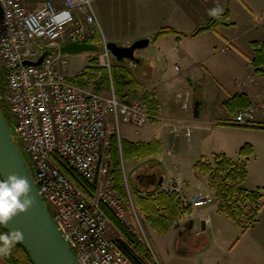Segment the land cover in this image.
Listing matches in <instances>:
<instances>
[{
	"label": "built area",
	"instance_id": "1",
	"mask_svg": "<svg viewBox=\"0 0 264 264\" xmlns=\"http://www.w3.org/2000/svg\"><path fill=\"white\" fill-rule=\"evenodd\" d=\"M91 3L0 0L1 97L38 192L79 263L133 264L117 246V239L107 235L112 226L122 239L104 209L130 232L141 229L126 181L127 199L114 188L109 148L113 137L120 144L122 125L139 128L154 117L138 100L121 101L111 82L106 94L96 93L68 75V55L61 47L93 37L99 24ZM99 51L97 66L110 75L106 41ZM38 61V65L28 64ZM182 106L187 107L186 101ZM258 115L264 117V97L237 110L231 122L254 125ZM170 126L175 138L192 135L181 120L173 119ZM166 151L173 154L171 147ZM165 191L176 194L183 207L200 208L212 201L201 192L186 199L173 180ZM178 226L174 221L172 227Z\"/></svg>",
	"mask_w": 264,
	"mask_h": 264
},
{
	"label": "crops",
	"instance_id": "2",
	"mask_svg": "<svg viewBox=\"0 0 264 264\" xmlns=\"http://www.w3.org/2000/svg\"><path fill=\"white\" fill-rule=\"evenodd\" d=\"M151 1L157 5L159 14L161 10L165 12L159 19L160 21L155 23L150 21L151 25H157L154 28L158 29L164 26L177 27L174 22L176 19L177 21L184 20L187 22L197 19L198 24L196 27H198L215 16L210 14L211 10L221 9L222 11L219 14L227 12L228 19L225 24L194 38H205L207 40L206 45H208V51L212 53L211 56L221 52L228 58L222 63L221 67L216 64L218 62L216 59H214V63L209 64L206 63V60V64L202 62L195 63V66L203 67L204 77L209 78L210 81L201 80L196 81V84H192L193 80L189 79L192 83L187 86L189 90L193 88L194 91L199 89L201 91L204 87L210 85L213 101L211 102L206 96H203L202 100H199V108H201L203 102L205 104L204 108L210 109V105H212L213 109L212 114L209 116L210 121L195 123L196 125H194L190 120L188 107L185 109L180 103L183 98L179 101L176 98L173 99L174 96H171V98L168 96L161 97L160 91L164 81L160 80V75L163 72V63L158 55L154 59L149 57L146 67L151 70H155L157 67V74L154 76L156 83L153 88L156 89L155 92L158 91L157 101L161 104L158 105L161 109L158 112L159 119L148 122L139 128L128 124L122 125L120 140L132 143L158 141L161 144V151L141 158L123 159L121 157V171L124 180L127 179L128 174L138 173L135 175V184L139 190V195L142 196L146 193L145 191L154 190L156 196L158 192L165 190L170 180H173L180 187L181 193L186 199L192 194L200 192L198 191L199 188L205 191L204 195L213 197V192L208 187L207 176L199 174L193 166L200 158L209 160L215 154H224L234 162H245L244 187L249 191L259 189L264 198V128L226 125V121L230 120L232 116L223 106V103L235 94H245L251 104L255 103L260 97H264V74L256 73L251 66H247L249 59L254 54V48L250 43L264 40V0ZM126 2L127 0L116 1L119 4L116 5L117 9L113 12L116 13ZM117 13L119 14V12ZM121 15L128 20L140 21L142 13L135 10L129 12V14L120 12L119 16ZM139 30V35H147L146 32H142L145 31V28ZM120 31H122V28H120ZM98 32L102 37L103 33H100L99 30ZM167 36H173V39H171L172 41L169 39V41L163 42H168L166 47H171L167 48L168 50L164 56L172 58L176 57L181 50L180 48L184 47L183 38H191L169 34L152 41L160 43L159 40ZM224 47H227L228 50L223 51L222 48ZM204 49L206 51V48ZM186 56L182 55L181 58H185L188 64L195 58L192 55H190L192 59ZM179 70L180 68L177 72H180ZM187 72L190 74V66ZM190 94L188 95L189 101H192L193 96L192 93ZM173 119L181 120L189 127H196L197 130H194L193 139L195 138V143L200 141V144L193 153L181 155L180 148L184 143L190 141H185L183 137L175 138L173 136L170 126ZM257 121L264 123V117L258 115ZM207 125L210 126V132H206L205 139L202 140L200 130L206 131ZM214 130L217 131L215 136L217 141L210 144L206 139H209V135ZM179 143L181 146L179 152L177 148L175 154L167 155L166 150L169 145L173 144L174 147L176 145L179 147ZM201 143L204 144L200 149ZM245 143H249L253 149L252 155L247 159L240 157L238 153L240 147ZM215 144L218 146H214ZM204 149L208 153L202 152ZM129 194L133 203L135 193L133 191V197L131 192ZM180 207L183 206L180 205ZM189 208V217L183 214L178 227L174 228L171 225L162 234L154 230L147 223L145 215H143L146 221L147 233L153 244L152 247L148 246V248L153 257L156 255L155 252L157 253L159 258L158 260L155 257L157 264H264V206L257 213L255 222L244 231L240 225L218 211V204L215 201L200 208ZM134 209H136L135 206ZM189 220H193L191 229L187 228Z\"/></svg>",
	"mask_w": 264,
	"mask_h": 264
},
{
	"label": "trees",
	"instance_id": "3",
	"mask_svg": "<svg viewBox=\"0 0 264 264\" xmlns=\"http://www.w3.org/2000/svg\"><path fill=\"white\" fill-rule=\"evenodd\" d=\"M227 19V12L215 15L205 24L199 25L189 33H183L173 27L164 26L153 34L152 39L156 40L169 34H178L180 36L194 38L204 32L214 30L219 25L225 24ZM88 42L100 47L102 40L99 32L96 31ZM250 45L254 48V54L248 63L254 69V72L264 74V40L251 42ZM96 63L97 59L91 58L88 62L86 72L77 75L72 81L82 87L91 86L92 90L96 93H101L103 89L109 88L111 82L116 96L123 102L130 101V96L132 97L134 92L142 90L139 78L131 74L130 68H128L125 61L121 63L113 62L110 77L107 70L97 66ZM2 92L3 89L0 83V93ZM141 100L150 115L153 117L156 116L158 108L156 92L144 90ZM250 105L251 103L245 94H235L223 103L224 108L230 114H234L237 110L247 108ZM2 108L4 110L3 104ZM225 124L238 126L229 120ZM242 127L264 128V125L254 124ZM160 151L161 144L158 141L132 143L121 140L119 145L116 137L111 139L109 154L114 188L124 199H127V193L121 173V157L123 159L141 158L156 154ZM238 153L240 157L247 159L253 153L252 146L249 143H245L240 147ZM212 158V163L200 158L195 162L193 168L200 174L207 176L208 187L213 192L215 202L218 204V211L224 213L233 222L240 225L244 231L255 222L257 213L264 206V198L259 189L249 191L244 187L243 181L246 177L244 161L234 162L224 154H215ZM128 185H131V188L134 190L135 196L133 202L137 211L144 214L147 223L161 234L165 233L177 218L182 217L184 213H190L189 206L180 207L178 199L174 194L168 195L165 191H160L155 196L156 191L154 190L145 191L146 193L142 196L139 195V190L132 182L130 184L128 182ZM244 202H248L252 206L249 210L251 218H249L248 225H243L240 220L243 213L242 204ZM104 211L125 238V240L117 239L116 244L131 259L133 264H156L155 259L142 240L130 232L127 227L120 224L109 210L104 209ZM0 233L8 232L0 226ZM16 252L21 254L20 258L16 257ZM0 257L7 264H32L28 254L18 243L15 244L7 256L0 255Z\"/></svg>",
	"mask_w": 264,
	"mask_h": 264
},
{
	"label": "rangeland",
	"instance_id": "4",
	"mask_svg": "<svg viewBox=\"0 0 264 264\" xmlns=\"http://www.w3.org/2000/svg\"><path fill=\"white\" fill-rule=\"evenodd\" d=\"M116 1H118V0H93L91 3L93 11H94L96 19H97V22L99 23L98 30L100 31V33L101 32L103 33L102 42L104 40L106 42H114L118 45H129L132 42H134L135 40L140 39V38L150 37L152 39L153 32L158 28H154V27H157V25L152 26L150 21H152L154 23L160 21L159 19H161V16H163L165 14L164 10H161V13L159 14L158 10H157V5L155 3H153L151 0H149V1L148 0H127L125 5H122V8H119V10L117 11V12H119V14H118L117 12L114 13L117 9L116 5L119 4V3H116ZM113 10H114V12H113ZM135 10L142 13V16L140 17L141 18L140 21L137 20L138 22L128 20L125 16H122V15L119 16L120 12H126L129 14V12H133ZM174 22H175V25L177 26L175 28L177 30L182 31V32H190L198 24L197 19L195 21L191 20L189 22L184 21V20H178L177 21V19H176V21H174ZM120 28H122V31H120ZM140 28H145V31H142V32L143 33L146 32L147 35H139L140 34L139 29ZM169 39L170 40L173 39V36H167V37L161 38V40H159L160 43H155V41H152L147 48L136 52L135 57L139 60L138 63H136V64L135 63L134 64L127 63L126 64V65H128V68H130L129 70L131 71V74L133 76L139 78V81H140L141 87H142L141 91L134 92L133 96L132 97L130 96V100H138L140 103H142L144 105L143 101L141 100V96H142L144 90L155 92L156 89L153 87H155L154 85L156 83L154 76H156V74H157V67L155 70H151V69L147 68L146 66H147V61L150 58L154 59V57H156V55H158L159 58L161 59V62L163 63L162 64L163 65V69H162L163 72L161 73L162 75H160V77H161L160 80L162 82L164 81L163 87L161 88V91H160L161 97L168 96L169 98H171V96L172 97L174 96L173 99L176 98L177 100H179V99L181 100L182 98L184 99V98H186L187 95L192 93V96H193L192 101H189L190 105L188 106L190 120L194 123V125H196L195 123H204L205 121H210L209 116L212 114V109H213L212 105H210V109H207V108H204L205 104L202 102L201 108H198L200 116L198 115L199 116L198 118H194L193 114H192L194 102L200 103L199 100H202L203 96H206V98H208L211 102L213 101L212 100L213 96H212V93H211L210 87H209L210 85L208 87H204L203 90H201V91H200V89L198 91H194L193 88L189 90L187 85H189V83H192L191 81H189V79L193 80L192 84H196V81H201V80H203V81L206 80L207 82L210 81L209 78L204 77L203 67L195 66V63L202 62L203 64H206V63L209 64L211 62L214 63V59H216V60H218V62H216V64L221 67L222 63L225 62L228 57L224 53H221V52L217 53L214 56H211L212 53H211V51H208V49H207L208 45H206L207 40L205 38H201V39L183 38L184 47L180 48L181 50L179 53H177V56L174 58L165 57L164 54H166V51L168 50L167 48H171V47H166V46H168V42H166V43H163V42L169 41ZM204 48H206V51ZM222 49H224V48H222ZM99 50L100 49L97 48L94 51L68 55V57H67V61H68L67 73H68V75L70 77H76L77 75L86 72L89 60L91 58L92 59L97 58L98 53L100 52ZM177 51H179V50H177ZM182 55L183 56L187 55V56H189L188 58H190V55H192V57L193 58L195 57V58L191 63L188 64V62L185 60V58H183V59L181 58ZM190 59H192V58H190ZM205 60H206V63H205ZM111 61L114 62V60H112V59H111ZM112 65H113V63H112ZM174 66H176L175 69H174ZM177 66L180 68V70H179L180 72H177V70L179 69ZM189 66H190V74L187 72V69L189 68ZM109 77H110V75H109ZM86 87L89 89L91 88V86H86ZM160 87H161V85H160ZM107 91H108V88L103 89V91L101 93L106 94ZM157 92H156V94H157ZM180 103H182V102H180ZM158 105H161V104L158 102ZM159 108L160 107H158L157 109H159ZM145 109H146V107H145ZM4 111L6 113V116L8 117L9 127L12 128V122H11V118H10V114L8 112V109L6 107H4ZM146 111H147V109H146ZM160 111H161V109L159 110V112ZM230 115L233 117L234 114H230ZM158 119H159V117H158ZM192 129H193L192 135L189 138L183 137V139L185 141H187V142L190 141L189 143H184L182 147L180 146V143H179V147H177L178 143H177L176 147H174L173 144L169 145V147H171L172 152L174 154L176 153L177 148H178V152H179L180 147H181L180 148L181 155L191 154L194 151H196V149L198 148V146L200 144V141H198L196 143L194 142V140H195V138L193 139L194 134H195L194 130H197V129H196V127L192 128ZM205 129H206V131L200 130L202 140L205 139L206 132H210V126L207 125ZM216 134H217V131L214 130L209 135V139H206L208 141V143L211 144V143H215L217 141V138L215 137ZM203 144L204 143H201L200 149L202 148ZM214 146H218V145L215 144ZM22 152L24 154L23 150H22ZM202 152L208 153L205 149L202 150ZM204 160H206L209 163L213 162V158H210L209 160L208 159H204ZM121 173H122V171H121ZM136 174H138V173H134V174L131 173V174L127 175L126 180L129 182V184H130V182L135 184V175ZM135 186H137V185L135 184ZM128 187H129V190H130L131 195L133 197V191L134 190L131 188V185H128ZM198 191H200L203 195L205 194L204 193L205 191L203 189L199 188ZM242 206H243L242 207L243 213H242L240 220H241V223L243 225H248L249 224V218H251V215H250L251 213L249 210L252 208V206L248 202L247 203L244 202V204H242ZM49 211L52 214L50 207H49ZM136 213H137L138 219L140 221L141 229L136 227L135 231H133V233L138 238H140L142 240V242L144 243V245L147 248H148V246L152 247L153 246L152 239L150 238V236L147 233L146 221H145V218L143 217L144 214H142L141 212L139 213L138 211H136ZM180 219H181V217H179V219L177 218L176 220L179 221ZM107 235H108V237L113 238V239H118L120 237L119 234L112 232V226L109 228ZM121 237L123 240H125V238L123 237L122 234H121ZM148 250H149V248H148ZM16 253H17L16 257L20 258L21 254L19 252H16ZM155 254H156L155 257L159 260L156 252H155ZM155 257H153V258L155 259ZM0 264H7V263L0 257Z\"/></svg>",
	"mask_w": 264,
	"mask_h": 264
},
{
	"label": "water",
	"instance_id": "5",
	"mask_svg": "<svg viewBox=\"0 0 264 264\" xmlns=\"http://www.w3.org/2000/svg\"><path fill=\"white\" fill-rule=\"evenodd\" d=\"M151 43L150 37L135 40L129 45L107 43V50L115 62L124 61L138 63L136 52L147 48ZM97 46L91 43H68L61 47L63 54L73 55L82 52L94 51ZM29 62L28 64L38 65ZM0 94V176L16 172L28 177L32 185V194L35 197L32 208L15 216L6 225L2 226L8 233L20 230L23 239L17 243L26 251L32 264H80L76 254L68 245L45 201L38 192L32 172L25 156L18 144L13 128L9 127L8 117L2 108ZM200 103L194 102L193 116L199 115ZM193 220L188 221V229L192 228Z\"/></svg>",
	"mask_w": 264,
	"mask_h": 264
},
{
	"label": "clouds",
	"instance_id": "6",
	"mask_svg": "<svg viewBox=\"0 0 264 264\" xmlns=\"http://www.w3.org/2000/svg\"><path fill=\"white\" fill-rule=\"evenodd\" d=\"M221 9L211 10L218 15ZM32 185L28 177L19 173H9L6 178L0 176V225H6L15 216L28 211L34 204ZM23 239L20 230L12 233H0V255L7 256L15 244Z\"/></svg>",
	"mask_w": 264,
	"mask_h": 264
},
{
	"label": "flooded vegetation",
	"instance_id": "7",
	"mask_svg": "<svg viewBox=\"0 0 264 264\" xmlns=\"http://www.w3.org/2000/svg\"><path fill=\"white\" fill-rule=\"evenodd\" d=\"M126 63H132V64H134L135 62H128V61H125ZM136 64V63H135Z\"/></svg>",
	"mask_w": 264,
	"mask_h": 264
}]
</instances>
